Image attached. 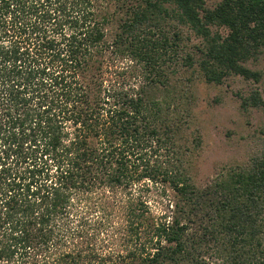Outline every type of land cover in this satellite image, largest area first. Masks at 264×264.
<instances>
[{"label": "trees", "instance_id": "trees-1", "mask_svg": "<svg viewBox=\"0 0 264 264\" xmlns=\"http://www.w3.org/2000/svg\"><path fill=\"white\" fill-rule=\"evenodd\" d=\"M262 56L264 0H0V264H264V155L197 187L180 76Z\"/></svg>", "mask_w": 264, "mask_h": 264}, {"label": "rangeland", "instance_id": "rangeland-1", "mask_svg": "<svg viewBox=\"0 0 264 264\" xmlns=\"http://www.w3.org/2000/svg\"><path fill=\"white\" fill-rule=\"evenodd\" d=\"M221 1L206 0V7L212 9ZM180 30L184 50L190 51L199 44L200 39L188 28ZM220 31L227 33L225 29ZM249 67L263 73L260 83L233 76L218 85L207 83L200 73L192 70L180 75L191 80L194 96L190 129H184L191 149L185 160L193 183L199 188L228 168L245 165L251 157L264 155V108L244 110L240 99L256 89L264 92V56L256 63H249ZM176 78L173 77V82ZM161 208L160 204L155 209L159 212Z\"/></svg>", "mask_w": 264, "mask_h": 264}]
</instances>
